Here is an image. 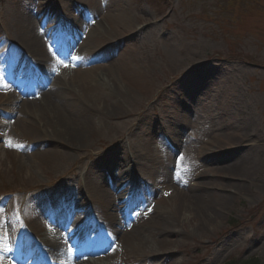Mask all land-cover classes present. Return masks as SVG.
<instances>
[{"label":"rangeland","instance_id":"rangeland-1","mask_svg":"<svg viewBox=\"0 0 264 264\" xmlns=\"http://www.w3.org/2000/svg\"><path fill=\"white\" fill-rule=\"evenodd\" d=\"M223 1L169 0L163 6L113 0L118 6L113 13L108 0H0V264H27V258L13 256L32 252L33 242L37 248L55 244L47 261L76 263L81 250L78 243L71 247L69 238L101 219L95 207L88 214L80 203L86 184L110 179L104 173L89 175V166L99 161L109 163L101 169L111 178L135 177L138 187H156L145 198L162 205L133 229L149 246L119 243L84 257L83 264H241L249 259L264 264V8L244 11L237 2L218 8ZM229 6L232 15L222 10ZM56 10L67 20L68 27L58 29L65 33L80 13L89 20L114 14V31L126 33L113 45L106 41L107 57L83 66L97 67L94 74L102 78L101 72L127 50L130 70L144 89L122 99L116 91L98 89L97 100L85 106H76V96L56 98L42 113L28 107L31 67L23 55H33L26 43L51 41ZM127 18L130 24L124 25ZM41 50L44 56L33 61L51 62L54 75L71 65L67 54L55 58ZM186 81H193L191 93L177 97ZM179 110L183 123L166 125ZM60 113L67 114L69 126L82 125L81 141L65 144V135L57 140L54 121ZM203 143L208 144L204 151ZM195 186L196 194L206 195L208 213L180 210L179 192ZM54 188L73 193L72 202L61 208L36 206L39 191ZM225 197L228 205L219 209ZM210 212L215 213L212 222L206 218ZM58 214L65 215L63 225Z\"/></svg>","mask_w":264,"mask_h":264},{"label":"bare ground","instance_id":"bare-ground-1","mask_svg":"<svg viewBox=\"0 0 264 264\" xmlns=\"http://www.w3.org/2000/svg\"><path fill=\"white\" fill-rule=\"evenodd\" d=\"M70 1V0H68ZM109 3H107L109 12L114 10H118V6H114L113 0H108ZM113 7V8H112ZM112 8V9H111ZM114 14L110 18L107 14L104 15L102 18H97L96 20H89V19H80V22L82 23L78 30H77V22H75L74 29H75V39H77V43H75L74 51L71 55L70 59V66H67L63 71L64 73H61L59 75H52L49 71L50 62L48 61L44 65H40L39 63L34 62V57L41 58L44 56V54H40L41 47L43 50H45V44L43 42H38L37 38H33L30 41H28L26 44L29 48V53H31L32 58H29L28 56L24 55V57L29 60L28 63L32 62L34 65H39L38 67H33L36 71V77H34L36 86L35 89L32 90V96L34 93L40 95L41 99L37 98V96H34L32 98L31 104L28 105V107H31L34 111L36 110L37 113H42L47 107L52 106V104L57 103L55 101L56 98H58L60 101H63V99H66L65 97L69 96L71 98H74V102H76V106H85L88 102H94L97 100L96 93L98 89H100L101 92H107V94H110L113 91H116L119 98L127 95L129 96L130 93H134L137 91H141L144 89V84L138 83L137 76L131 72L130 70V62L125 57H129V52L127 50H124L121 53L120 59L115 62H112V66L107 69L103 70L100 76L96 77L95 72L97 67H90L85 68L83 65L87 61L94 59L95 57L102 55V58L107 57L104 51V46L108 44H114L112 41L113 39L116 40L119 37H122V35L126 32H117L116 28L114 31L113 28V21H114ZM109 21L112 24H109ZM124 21V20H123ZM124 25H129L130 21L129 19H125ZM107 41V43H106ZM115 42V41H114ZM41 44V46H40ZM34 53V54H32ZM44 53V52H43ZM105 54V55H104ZM70 56V54H69ZM112 58V57H110ZM96 60V59H95ZM32 67V66H31ZM104 77V78H103ZM191 86H193V81H186L182 82L181 85H179V90L187 93H191ZM59 87V88H58ZM60 88L66 89L67 94L64 90H60L61 95L58 94L56 90H59ZM189 92V93H188ZM80 93V94H79ZM98 95V93H97ZM44 99L43 102L40 100ZM122 99V98H121ZM61 112V111H60ZM62 113V112H61ZM57 114L58 116L55 118V124L57 126V130L60 132L58 134L57 140H63L61 137L65 135V144L69 143L70 140H78L81 141L83 137V129L82 125H72L69 126L67 123L68 117L67 114ZM234 120V118H233ZM190 126V125H189ZM69 140V141H68ZM218 144L223 145L224 139L223 137L219 136L217 138ZM207 143H203V151L207 149ZM100 164H104V162H101ZM126 172V171H125ZM94 175L95 173H90ZM125 176H128V171L126 172ZM96 178V177H95ZM128 179V177H127ZM127 179H118L112 181V186L116 187L117 189H122L123 184L127 182ZM129 184V182H127ZM135 183H131L130 186L132 187ZM189 187V185H188ZM240 189V187H237ZM133 189H136L135 186H133ZM186 191H180V201L181 206L180 210L189 209L193 214L194 213H200V212H206V209L208 208V205L206 204V195L205 194H196L195 192L199 189L198 186L192 187L191 189L187 188ZM197 189V190H196ZM86 190L87 193H85L80 200V203L82 205H87V203H91L93 207H95V210L98 212L99 217L102 221V228L106 232V242L103 244V247L100 248V241L97 243V251L96 254L101 253V251L107 249H112L114 246L118 245L119 243L127 244V245H134V244H142L143 247H146L147 244L149 246V243L147 241H143V238L136 237V233L139 231L133 229L140 228L142 222L150 217L154 212V206L156 208L161 207V203L159 200H150L149 201V208H146L143 215L137 218L135 224L131 226L126 231L120 230V228L113 227V225H118L117 222H114V216L112 213H109V208L112 206L115 197L113 196L112 192L107 191L102 184H98L95 182H91L89 184H86ZM153 194L151 193L152 197ZM222 199V198H221ZM156 201V204L154 203ZM229 197L223 198L219 204V209H224L228 205ZM208 213V212H206ZM215 216V213H209V215L206 217L208 221L212 222L213 218ZM121 219L126 220L125 216L121 214ZM160 218H155L154 221L157 222V220ZM207 223V220H205V224ZM162 224V223H161ZM204 224V225H205ZM165 226H163V229ZM96 225L91 227V234H96ZM133 231V232H132ZM82 242H84V238L82 237L80 239ZM153 251L154 249L151 248ZM150 249V251H151ZM42 254L45 256L47 253L51 252V249H45L43 248L41 250ZM153 254V253H150ZM95 255V251L92 250L89 253H86L85 256H93ZM44 257H40L38 261H36V264L44 262ZM3 264V263H2ZM8 264V263H5Z\"/></svg>","mask_w":264,"mask_h":264},{"label":"trees","instance_id":"trees-1","mask_svg":"<svg viewBox=\"0 0 264 264\" xmlns=\"http://www.w3.org/2000/svg\"><path fill=\"white\" fill-rule=\"evenodd\" d=\"M234 2H237L239 3V7L240 9H243L244 11L248 8V7H255L257 9H260L262 10L264 8V6H260V2L258 0H224L222 3H219L217 5V7H224L225 5H230V4H233ZM232 6H229V7H226L222 10H224V14L226 15H232ZM229 20V18H228ZM239 58H243V57H239ZM243 59H246V58H243ZM224 264H240V263H236L234 260H229L227 261L226 263ZM241 264H259L258 261L256 259H249L247 261H244L243 263Z\"/></svg>","mask_w":264,"mask_h":264}]
</instances>
